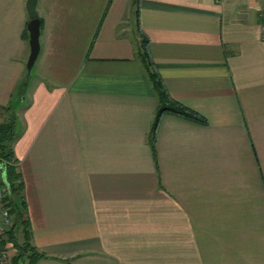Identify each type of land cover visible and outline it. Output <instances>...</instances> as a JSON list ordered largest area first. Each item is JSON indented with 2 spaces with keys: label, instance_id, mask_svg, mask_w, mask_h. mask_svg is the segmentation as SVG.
Here are the masks:
<instances>
[{
  "label": "crops",
  "instance_id": "crops-1",
  "mask_svg": "<svg viewBox=\"0 0 264 264\" xmlns=\"http://www.w3.org/2000/svg\"><path fill=\"white\" fill-rule=\"evenodd\" d=\"M263 3L38 0L27 76V0H0V124L10 105L23 182L10 257L28 241L21 264H264ZM143 38L205 117L165 112L156 156Z\"/></svg>",
  "mask_w": 264,
  "mask_h": 264
},
{
  "label": "trees",
  "instance_id": "trees-1",
  "mask_svg": "<svg viewBox=\"0 0 264 264\" xmlns=\"http://www.w3.org/2000/svg\"><path fill=\"white\" fill-rule=\"evenodd\" d=\"M138 11V10H137ZM138 15V12H137ZM139 55L144 60V65L146 67V70L150 76V79L153 83V86L155 87V90L158 94V106L152 121L151 129H150V143L152 146L153 154L156 156V135H157V129L159 126V123L161 122L162 116L165 112H173L178 115L185 116L190 119L198 120V121H205V117L197 112L196 110L190 108L189 106L185 105L179 100L174 99L169 94L168 90L164 86L162 79L160 78L158 72L156 71L154 67L153 61L150 59V53L148 51V45H147V39L143 38L142 46L138 50ZM5 120L0 124V157L4 158L6 160V164L3 165L4 168H6L7 172V183L10 186L11 192H12V211L15 215L14 222H17L19 219V208L18 206H15L14 201V193L17 194L20 189H22V177L18 170V160L14 156V150H13V139L15 137L14 132V113L13 108L9 105L7 110V115L5 116ZM3 166H0V175L1 170L3 169ZM3 182V181H2ZM0 182V184L2 183ZM23 206L25 205L24 199L21 201ZM13 222V223H14ZM10 229V228H9ZM13 236L11 235V238ZM16 246V253L11 257V263L10 264H21V259L26 258L25 254H28L29 251L33 249L31 244L28 241H25L23 243L15 242L14 244ZM43 255L42 253H39L37 251L32 252L29 254V261H34L39 256Z\"/></svg>",
  "mask_w": 264,
  "mask_h": 264
},
{
  "label": "built area",
  "instance_id": "built-area-1",
  "mask_svg": "<svg viewBox=\"0 0 264 264\" xmlns=\"http://www.w3.org/2000/svg\"><path fill=\"white\" fill-rule=\"evenodd\" d=\"M264 9V3H263ZM264 13V10H263ZM6 164V160L0 157V166ZM12 192L7 181L0 184V264H10L11 257L8 247L4 242L6 230L13 224L15 215L12 211Z\"/></svg>",
  "mask_w": 264,
  "mask_h": 264
},
{
  "label": "water",
  "instance_id": "water-1",
  "mask_svg": "<svg viewBox=\"0 0 264 264\" xmlns=\"http://www.w3.org/2000/svg\"><path fill=\"white\" fill-rule=\"evenodd\" d=\"M38 0H27V9L31 16L28 21L27 27L29 31L30 54L26 63L27 76L31 74L34 62L40 51V25L41 21L38 16L36 8ZM22 98L24 97V90L21 91Z\"/></svg>",
  "mask_w": 264,
  "mask_h": 264
}]
</instances>
